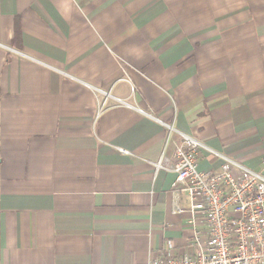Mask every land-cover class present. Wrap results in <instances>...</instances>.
I'll list each match as a JSON object with an SVG mask.
<instances>
[{"label":"crops","instance_id":"1","mask_svg":"<svg viewBox=\"0 0 264 264\" xmlns=\"http://www.w3.org/2000/svg\"><path fill=\"white\" fill-rule=\"evenodd\" d=\"M164 125L264 176V0H0V264L179 255Z\"/></svg>","mask_w":264,"mask_h":264},{"label":"built area","instance_id":"2","mask_svg":"<svg viewBox=\"0 0 264 264\" xmlns=\"http://www.w3.org/2000/svg\"><path fill=\"white\" fill-rule=\"evenodd\" d=\"M114 101L130 108L120 99ZM164 126L175 132L180 142L174 147L171 164H166L162 153L152 165L156 171L174 173L175 192L186 195L188 201L187 207L177 205L174 213H187L192 238L179 255L152 258L146 264H264V176L191 136ZM204 152L220 161L217 170L198 169Z\"/></svg>","mask_w":264,"mask_h":264}]
</instances>
